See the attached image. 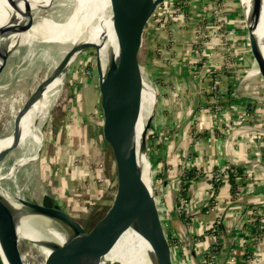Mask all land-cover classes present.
<instances>
[{"label": "rangeland", "instance_id": "374dc122", "mask_svg": "<svg viewBox=\"0 0 264 264\" xmlns=\"http://www.w3.org/2000/svg\"><path fill=\"white\" fill-rule=\"evenodd\" d=\"M187 1L177 0L165 19V29L153 36V39L151 36L148 37V41L144 43L141 56L142 75L145 82L156 93L153 119L161 113L162 103L161 84L154 75L156 76L158 65L168 63L174 67L179 62L180 56L178 51L171 49L174 45L171 41L177 35L176 25L183 26L187 21L189 14L187 8L190 7ZM212 2L210 10L204 12V17H199L200 21L198 20L195 24L192 20L193 27L196 28L194 48L196 52L198 50L201 53L196 59H200L199 63L201 62L204 70L202 81L210 82L209 87L204 84L202 92L212 94L213 104H220L221 100H217L221 98L219 91L225 86L220 81L221 77L232 72L237 76L238 87L234 92L236 97L242 96L250 99L252 103L264 100L262 78L256 70H252L255 59L250 51L241 0H234V3L224 1L220 5L216 4V0ZM180 3L185 8H182ZM75 7L76 0H53L50 6L35 10L33 15L36 22L47 19L62 25L72 15ZM233 18L236 21L234 23L238 25L239 33L234 32L231 35V31L228 32L227 29L230 27L228 21ZM94 25H96V17H93L92 23L87 26ZM64 27L70 28L65 25ZM44 36H46L45 32L40 30L38 39L29 45L16 47L0 75V139L13 133L12 123L15 119L13 116L24 108L37 88L49 78L73 48L72 42L66 41V38L62 43L46 44L41 40ZM160 41L162 44L157 45ZM98 57L101 59L99 51ZM190 59L193 60L192 57ZM97 63L96 49L88 47L81 50L68 66L63 83L52 97L50 110L41 122L43 143L35 161L21 167L17 166L16 160L22 153L19 148L10 151L0 159V192L18 195L34 203L46 204L45 201H47L51 207L57 205L73 214H70L72 218L77 217L76 221L87 233L104 216L112 203L115 191V173L111 175L108 168V163L112 160L108 154H99L100 144L95 136L101 131L102 120ZM174 86L176 88L171 90L165 88L163 97H166V110L172 107L179 115L182 111V95L176 90H179V86L177 84ZM190 103L193 107V102ZM248 115L249 113L245 111L241 119L245 120L244 118ZM195 122H198V116ZM199 125L203 126L201 120L198 122V127ZM141 126L144 129L145 126L143 124ZM214 126L219 130L222 128L220 124ZM240 131L243 133V129ZM250 139V137L246 138L247 141ZM246 140L244 145L248 148L249 142ZM233 144L235 145L236 142ZM85 155H88V159L84 158ZM152 171L155 175V170L152 169ZM87 184H92L91 187L98 189L101 194L99 200L92 202L91 195L88 191L86 192ZM154 188L159 205L162 207L161 203H165L167 189L162 191V182L157 183V180ZM220 200L223 201L221 198ZM223 210L224 206L220 204L218 213L216 210L210 212L212 218L217 219V215L220 216ZM32 223H34L33 227L34 225L37 227L38 221ZM167 225L165 224L166 232ZM119 237L120 235L105 252L107 256L112 257L114 244ZM145 250L136 259V264H149L148 259L153 255ZM20 251L25 264H43L45 261L38 247L28 241L20 242ZM130 259L124 264H127Z\"/></svg>", "mask_w": 264, "mask_h": 264}, {"label": "crops", "instance_id": "0c3cea01", "mask_svg": "<svg viewBox=\"0 0 264 264\" xmlns=\"http://www.w3.org/2000/svg\"><path fill=\"white\" fill-rule=\"evenodd\" d=\"M212 1H187L190 4L187 8V21L183 26L176 25L177 35L171 41L174 44L171 49L178 51L180 56L179 62L174 67L168 63L158 65L156 76L154 75L160 81L158 82L161 84L162 95L161 113L153 119L155 134L151 141L155 182H162V191L167 189L164 200L170 211L166 221L169 227L167 225L166 229L167 233L171 234L172 250L182 264H204L203 257L211 250L216 251L217 264H264V100L252 103L250 99L236 97L234 92L238 87L237 76L232 72L221 77L220 81L225 86L219 91L221 98L217 100L221 101L220 104L217 103L218 106L213 104L212 94L202 92L204 84L209 87L210 82L202 81L204 70L201 62L199 63L200 59H196L201 53L198 50L196 52L194 48L196 28L193 27L192 20L195 24L200 21L199 17H204V12L210 10ZM224 1L234 3V0ZM228 22V32L231 31V35L234 32L239 33L234 18ZM164 29L165 20L150 34L151 39ZM158 43L162 44V41L157 42V45ZM245 58L247 60L246 56ZM176 84L179 86L177 92L182 95V111L179 115L172 107L166 110V97H163L165 88L171 90L176 88ZM190 102H193V107ZM245 111L249 115L242 120ZM197 116L198 122L202 121V128L195 122ZM218 124L223 129L219 130L214 126ZM102 127L103 118L101 131L95 135L100 144L99 154H108L111 158L109 147L103 138ZM242 129L243 133H240ZM249 137L251 139L247 141L246 138ZM245 140L249 142L248 148L244 145ZM87 156L84 158L88 159ZM225 164L243 166L246 185L238 198L232 201L229 197V185L227 180L224 181L217 194V198L223 200L221 206H224V210L220 216H216L217 220L212 218V214L206 209L211 199L213 173L216 168ZM108 168L110 174L114 175L112 161L108 163ZM193 168L199 170V176L188 193L189 219L185 222V219L175 213L179 202V182L174 180L179 179L184 169ZM160 174L163 175L162 178H158ZM87 186L86 192L91 195L92 202L99 200L101 194L98 189L91 187L92 184ZM257 222L261 224L258 228L263 233L255 239L252 232L256 229ZM138 245H142V252L146 249L147 253L154 255L153 248L144 238ZM247 252L251 253V256H246Z\"/></svg>", "mask_w": 264, "mask_h": 264}, {"label": "water", "instance_id": "95a60500", "mask_svg": "<svg viewBox=\"0 0 264 264\" xmlns=\"http://www.w3.org/2000/svg\"><path fill=\"white\" fill-rule=\"evenodd\" d=\"M6 2L14 8V0ZM176 2L177 0H134L125 16L114 13L110 5L104 10V21L111 20L119 43L116 58L99 78L102 133L109 147L114 168L115 191L110 207L88 233L57 205L51 207L21 200L20 203L31 209L32 213L54 221L66 231L64 233L67 240L62 245L50 244L52 254L49 258L44 257L43 264H87L92 260L101 263L105 252L121 234L124 226L133 219L137 220L143 237L153 248L154 255L148 259L149 264H182L172 250L155 195V175L151 160L153 115L148 118L141 133L138 148L135 146L137 121L141 111V81L145 82L141 62L144 43L164 22ZM262 7L263 0H255L254 26L247 31L250 51L264 84V58L259 38L255 35ZM33 20H36L33 12L28 11L23 21H19L16 15L12 14L11 18L0 26V75L15 48L20 46L21 36L28 31ZM84 49L86 48L81 47L75 51ZM55 75L51 74L50 79ZM33 96L22 111L31 103ZM15 136L16 130L14 138ZM14 148L15 145L6 150L1 159ZM141 154L145 158L144 163L139 157ZM144 171L148 185L144 180ZM22 221L0 193L1 264H25L18 233ZM72 229L76 230L68 233V230Z\"/></svg>", "mask_w": 264, "mask_h": 264}, {"label": "bare ground", "instance_id": "6f19581e", "mask_svg": "<svg viewBox=\"0 0 264 264\" xmlns=\"http://www.w3.org/2000/svg\"><path fill=\"white\" fill-rule=\"evenodd\" d=\"M52 2L53 0H14L15 9H12L6 0H0V26L7 22L12 14H15L19 21H23L28 11L34 12L35 10L45 9L50 6ZM133 2L134 0H76L74 12L65 23H62V25L47 19H43L39 22L33 20L31 22L28 31L21 36L20 46L29 45L32 41L38 39L40 30H42L46 34V36L41 39L42 42L46 44L55 42L62 43L64 38H66V41L72 42L73 48L69 51V55V52L66 54V56H68L63 64L61 62L51 73H55V77L50 79V75L49 78L44 81L45 83L36 90L31 103L27 105L25 110H21L17 115L13 116L15 119L12 126L14 131L16 130V136L14 138L13 131L10 135L0 139V159L4 152L13 145H15L14 149L19 148L22 152L20 157L16 160L17 166H24L37 159V153L41 149L43 143V134L40 126L41 122L44 121L50 110L52 97L56 89L63 83L68 66L80 52H76L75 49H80L81 47L95 48L98 59L97 66L99 77L104 75L116 58L119 50V43L113 27L111 26V20L110 22L108 20L104 21V10L107 5H110L114 13L116 12L125 16L129 13L130 6ZM241 2L247 22V29L253 28L255 0H241ZM93 17H96V25L87 26L92 23ZM64 25L70 28H65ZM255 35L259 38L260 49L264 58V0ZM98 51L101 59L98 57ZM252 70H256L258 74L255 62ZM155 106V91L150 85L141 81V111L137 121V135L135 139V146H137V148L140 144V136L143 131L141 125H146L148 118L155 112ZM139 157L144 163L145 158L143 154L139 155ZM145 171L144 180L147 184L148 179L146 178ZM0 193L23 220L18 229L20 242L28 241L32 243L35 247H38L44 257L49 258L52 254L50 244L62 245L67 240L66 234L64 233L66 231L55 222L32 213L31 209L20 203L23 198L18 195L13 196L4 194L3 192ZM34 221H38L39 226L37 224V227L36 225L33 227L34 223L32 222ZM75 230L76 229L68 230V233H73ZM122 230L120 237L114 244L112 257L105 254L101 263L92 260L87 264H124L130 258L127 264H136V259L142 253L143 248L142 245H138L142 238H144L141 226L136 219H133L129 221ZM132 253L133 256L131 257Z\"/></svg>", "mask_w": 264, "mask_h": 264}, {"label": "trees", "instance_id": "16d2710c", "mask_svg": "<svg viewBox=\"0 0 264 264\" xmlns=\"http://www.w3.org/2000/svg\"><path fill=\"white\" fill-rule=\"evenodd\" d=\"M213 1H215V0H213ZM223 1L224 0H216V4L220 5ZM177 6H179V5H177ZM244 172H245V168L243 166H233V165H231L230 170L228 171V174L226 176V180H227V183L229 185V195H230L232 201H234L235 199L238 198V196L241 193L242 188L246 185V174ZM213 174H214V183H213L212 189L210 190V195L211 194L217 195L219 193L220 187L224 183V180L221 177L216 178V176L220 174V168H216ZM162 176L163 175L160 174V175H158V178H162ZM198 176H199V170L196 168H193L191 170H188V169L183 170V174L179 177V183H178V189H179L178 197L179 198L182 197V198H185L188 200L190 199L188 193H189L190 189L192 188V185ZM45 202H46L45 205L51 206L49 203H47V201H45ZM182 218L185 219V222H186V220L189 219L185 216ZM259 226H261V224L259 222H257V224L255 225L256 229L255 230L253 229V232H252L253 237L255 239L263 233L262 230H259V228H258ZM214 252H216V251H214ZM207 255L208 254H206L205 257ZM246 256H248V257L251 256V253L247 252Z\"/></svg>", "mask_w": 264, "mask_h": 264}, {"label": "built area", "instance_id": "2783aa9c", "mask_svg": "<svg viewBox=\"0 0 264 264\" xmlns=\"http://www.w3.org/2000/svg\"><path fill=\"white\" fill-rule=\"evenodd\" d=\"M180 5L182 6V8H185L181 3H180ZM216 87L217 86H215V88ZM154 134H155V130L153 129V135ZM230 167H231V165H229V164H225L223 167H221L220 168V174L217 175L216 178L217 177H221V178H223L224 181H226V176L228 174V171L230 170ZM213 177H214V175H213ZM176 181H179V180H175V182ZM98 182H100V181H98ZM161 190H162V188H161ZM178 191H179V189H178ZM164 196H165V194H164ZM210 198L212 200L210 199L209 203H208L209 211L213 212V211L216 210L217 213H218L220 211L221 200L219 198H217V195H214V194H211ZM156 199H157V203H158L159 212H160V215H161L164 227H165V224H166V221H167L166 218L168 217V214H169V209H168L169 207H167V205L164 202H163V204L160 202L161 206H162V207H160L157 196H156ZM189 204H190V201L188 199H185V198H182V197L179 198L178 205L175 208V213L177 214V216H179L181 218L184 217V216L187 217L188 216V212H189ZM263 204H264V202H263ZM207 211H208V209H207ZM167 235H168V238H169V240L171 242L172 241L171 234L167 233ZM217 261H218V257L216 255V252H214L212 250L208 253V255L206 257L205 256L203 257V263L204 264H217Z\"/></svg>", "mask_w": 264, "mask_h": 264}]
</instances>
